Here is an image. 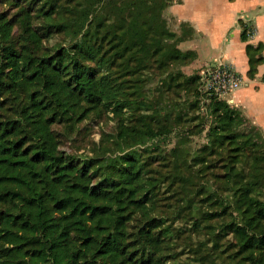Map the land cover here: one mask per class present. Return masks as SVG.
<instances>
[{
	"label": "trees",
	"instance_id": "1",
	"mask_svg": "<svg viewBox=\"0 0 264 264\" xmlns=\"http://www.w3.org/2000/svg\"><path fill=\"white\" fill-rule=\"evenodd\" d=\"M22 1L0 11V264H264L261 130L199 74L182 86L195 83L193 126L148 89L154 67L196 59L178 48L193 28L169 29L179 0ZM262 49L246 44L250 79ZM108 113L114 132L87 154L62 148ZM176 234L207 238L183 257Z\"/></svg>",
	"mask_w": 264,
	"mask_h": 264
},
{
	"label": "crops",
	"instance_id": "2",
	"mask_svg": "<svg viewBox=\"0 0 264 264\" xmlns=\"http://www.w3.org/2000/svg\"><path fill=\"white\" fill-rule=\"evenodd\" d=\"M165 14L193 28L194 36L186 42L197 59L214 55L211 61L221 60L241 75V87L221 99L240 110L264 137V0H179L168 6ZM239 21L251 27L246 42L240 39ZM246 44L263 45L262 62L252 79L247 77Z\"/></svg>",
	"mask_w": 264,
	"mask_h": 264
},
{
	"label": "rangeland",
	"instance_id": "3",
	"mask_svg": "<svg viewBox=\"0 0 264 264\" xmlns=\"http://www.w3.org/2000/svg\"><path fill=\"white\" fill-rule=\"evenodd\" d=\"M26 4L27 3L22 0H0V11H5L9 15H12L17 13L21 7L26 6ZM61 5L65 6L64 8H66V1L62 0ZM168 23L170 27L169 29L177 34H180V25L178 22L171 19L168 20ZM185 42L179 43L178 48L181 51L192 50L190 49L189 44ZM213 57L215 56L210 55L202 57L199 60L196 56L197 60H188L186 61V63L182 64H168L163 70H157L154 67V69H152L149 74L151 83L148 89L149 92L152 93V97L157 96V98H159L161 101L170 103V105L174 104L175 102L185 104V116L183 117L184 119L182 121V124L184 125H195L197 120L191 121V119L201 116V114H199L195 109L190 108L189 103H187L188 99H193V97H191V93H193L195 83L188 80L189 82L187 86L189 89L187 90L182 87L184 83H186L185 78L196 76L197 74H199L198 72L200 71V69H202L206 64L212 65L213 61H211V59ZM178 84H181V87H177ZM186 120H188L189 122ZM114 126L115 119L113 118L111 113L103 114L100 116L92 115L77 125V133L74 134V136H71L72 139L67 140L62 148L66 149L67 151H72L76 154H87V152L93 146L94 142L97 143L100 141L102 135L112 134L114 132ZM190 140L191 146L193 148L200 147L205 141L203 134L192 135ZM171 142V139H168L167 143L162 144V147L165 149H169L172 146ZM168 195L169 194L164 196ZM165 198L166 197H163L161 199V204H169V202H171V200H166ZM164 208H167V205H165ZM179 222H183V219L179 220ZM206 238V234H176L174 235V242L177 246L175 251L178 253L185 252V254L180 255L183 257L193 256L190 253V250L201 249L199 248V245L201 244L200 240ZM205 249H208V247L204 246L202 248V250ZM196 264H219V260H216L214 257H207L203 259L202 262H198Z\"/></svg>",
	"mask_w": 264,
	"mask_h": 264
},
{
	"label": "built area",
	"instance_id": "4",
	"mask_svg": "<svg viewBox=\"0 0 264 264\" xmlns=\"http://www.w3.org/2000/svg\"><path fill=\"white\" fill-rule=\"evenodd\" d=\"M200 90L221 98L226 93L241 87V75L229 64L214 60L212 65H204L199 71Z\"/></svg>",
	"mask_w": 264,
	"mask_h": 264
}]
</instances>
